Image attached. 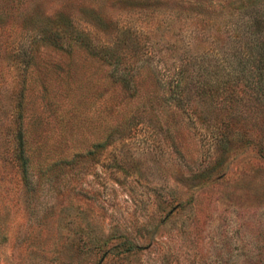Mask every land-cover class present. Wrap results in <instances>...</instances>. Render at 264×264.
<instances>
[{
	"label": "rangeland",
	"instance_id": "rangeland-1",
	"mask_svg": "<svg viewBox=\"0 0 264 264\" xmlns=\"http://www.w3.org/2000/svg\"><path fill=\"white\" fill-rule=\"evenodd\" d=\"M226 5L0 0V264H264V109L169 93L228 44ZM19 134L44 144L29 182Z\"/></svg>",
	"mask_w": 264,
	"mask_h": 264
},
{
	"label": "trees",
	"instance_id": "trees-1",
	"mask_svg": "<svg viewBox=\"0 0 264 264\" xmlns=\"http://www.w3.org/2000/svg\"><path fill=\"white\" fill-rule=\"evenodd\" d=\"M213 1L227 4L228 8L237 6L236 13L229 15L228 22L226 21L230 32L227 35L228 44L226 46L219 44L214 59L210 61L201 59L196 64L195 60L184 58L168 80L170 99L183 101L184 106L190 107L192 105L190 103L196 101L200 105L198 114L205 120H211L212 117L233 120L239 110V102L249 108L248 100L241 97L247 94L243 89H250L257 107L264 109V0ZM47 43L55 48L62 47L56 38L53 42ZM79 45L87 47L83 42H79ZM101 53V59L108 64L117 63V60L109 61L108 52ZM98 54L99 52L93 53L95 56ZM131 78L128 74H122L119 81L129 89ZM229 134L228 130L225 131L223 139L226 142L230 139ZM16 141V159L24 181L29 182L33 177L29 172L32 167L31 160L34 155H40L44 144L28 141L22 134H19ZM71 141L72 139L61 138L58 143L68 144ZM69 147L67 146L68 149ZM42 163L44 162L40 161L38 165L36 164L39 173L46 168Z\"/></svg>",
	"mask_w": 264,
	"mask_h": 264
}]
</instances>
